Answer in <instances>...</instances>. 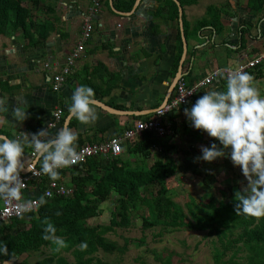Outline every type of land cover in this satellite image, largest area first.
Segmentation results:
<instances>
[{
  "label": "crops",
  "instance_id": "0c3cea01",
  "mask_svg": "<svg viewBox=\"0 0 264 264\" xmlns=\"http://www.w3.org/2000/svg\"><path fill=\"white\" fill-rule=\"evenodd\" d=\"M200 3L197 0V3L183 6L188 26L185 35L188 52L182 74L190 83L213 68L236 66L264 52V9L251 12L247 8L248 0H220L222 13L214 26L211 23L204 25L208 6L201 10L198 8ZM91 4L92 0L51 1L52 8L56 10L53 17H49L47 7L33 11L41 21L51 19L55 28L40 46L33 47L34 44L29 43L28 37L18 28L10 31V35L2 36L0 81L3 86L0 87V98L6 100L8 111L0 112V135L15 139L24 132L37 133L52 119L57 108L61 107L62 122L48 130L50 135H55L65 126L66 117L70 114L67 112L72 94L81 85L94 90L98 119L91 124H82L76 120L70 128L78 135L76 147L122 134L140 117L153 114L164 104L179 69L178 65L175 72V58L182 30L180 14L174 20L170 19V13L166 18L157 15L159 0H140L135 11H126L127 15L115 12L111 5L109 8L104 2L93 18L94 30L91 38L86 41L82 58L61 89L53 90L51 67L54 68L56 62H64L80 41L83 18L89 13ZM200 11L203 13L200 14ZM197 15L204 16L196 18ZM245 23L251 25L250 32L244 35L246 42L243 44L241 27ZM46 63L50 64L49 68L45 66ZM260 66V73L255 74V69L250 73L264 97V63ZM217 88L214 85L207 86L199 93V97L204 90L208 92ZM17 106H22V110L29 113L28 118L22 122L16 121L12 115V109ZM191 106L190 103L178 110L177 127L181 128L176 134H181L185 137L183 140L188 139L193 143L196 139L203 140L206 132L191 126L184 113V109ZM183 121L187 122V131L179 125ZM174 140L178 141L179 138L175 137ZM128 143H124V150ZM24 159L28 166L34 162L31 148L25 147ZM36 165L41 166V161L38 160ZM38 190V183H32L27 195L39 197Z\"/></svg>",
  "mask_w": 264,
  "mask_h": 264
},
{
  "label": "trees",
  "instance_id": "16d2710c",
  "mask_svg": "<svg viewBox=\"0 0 264 264\" xmlns=\"http://www.w3.org/2000/svg\"><path fill=\"white\" fill-rule=\"evenodd\" d=\"M51 1L56 0H0V34L10 35V31L18 28L28 37L29 43L44 44L55 28L51 21L50 24L46 19L38 21L34 18L33 11L47 7L48 13L54 15L56 10L55 7L52 8ZM159 1L157 15L166 18L170 13V19L179 18V7L175 0ZM179 1L182 6L197 3V0ZM135 2L136 0H113V5L118 11L126 12L132 10ZM105 3L110 8L109 0H105ZM216 8L212 5L207 7L204 25L211 23L216 26L215 23L222 13L220 7ZM247 8L251 12L261 11L264 9V0H248ZM183 24L186 35L188 26L184 14ZM250 25L245 23L241 27L243 44L246 42L244 35L250 32ZM179 42L175 72L183 53L181 34ZM261 70L262 66L259 64L254 73H260ZM1 85L3 86V83L0 81V87ZM213 85L218 86L216 91L226 90L224 78H220ZM203 89L194 95L192 105ZM205 92L207 90H204L202 95ZM179 109L167 116L172 134L160 137L154 131L144 132L140 139L130 141L124 152L118 156H96L83 164L61 169L59 181L71 188L72 193L45 198L47 202L40 205L36 211L2 223L0 247L6 244L8 252L6 255L0 252V263L15 259L14 264H108L96 254L99 250L120 253L127 250L128 240L122 246L108 238L107 233L116 227L131 226L135 210L142 216L144 230L156 226L169 231L183 227L207 229V235L215 236L218 243L213 256L215 264H240V253L245 259V264H264V218L256 219L244 214L237 216L235 195L231 194L229 200H223L208 193L205 199L191 198L185 202V206L174 200L170 181L177 173V160L174 155L177 151L171 139L180 132L178 129L181 127H177ZM152 115L143 118H150ZM75 123L76 119L72 117L69 128ZM179 125L187 131V122L183 121ZM212 143L220 146L219 141L211 137L208 146ZM154 149L157 150V156L148 164L147 161L154 156ZM132 156L139 159L132 160ZM145 163L148 165L140 166ZM49 180L50 178L44 175L40 181H31L38 183L39 197L48 186ZM113 193H116L117 197L113 200L114 208L111 210L109 224L88 223V219L102 213L101 203L110 201ZM222 193L226 194L225 191ZM57 212L60 215H57ZM45 218L55 226L56 236L61 237L67 244V247L59 252L54 250L56 246L51 241L42 238ZM140 240L143 241V238ZM82 243L87 244L86 250H81ZM44 248H50V253L31 263L28 257L33 253L42 254ZM65 252L70 253L73 260L69 259ZM24 254L27 256L22 259ZM162 264H171V254Z\"/></svg>",
  "mask_w": 264,
  "mask_h": 264
},
{
  "label": "clouds",
  "instance_id": "9594fccd",
  "mask_svg": "<svg viewBox=\"0 0 264 264\" xmlns=\"http://www.w3.org/2000/svg\"><path fill=\"white\" fill-rule=\"evenodd\" d=\"M249 73L242 69L216 72L215 76L226 80V90L205 92L191 108H185L184 113L192 127L206 132L222 146L217 143H212L210 147L202 145V155L195 159L212 162L227 155L234 166L240 167L247 181L241 190L235 192L237 216L244 214L260 219L264 218V97ZM173 94L174 90L170 97ZM95 104L94 90L81 85L75 88L68 111L80 123L91 124L98 119ZM6 111V100L0 98V112ZM12 115L16 121L22 122L28 118L29 113L22 110V106H17L12 109ZM49 127L37 133H21L15 139L0 135V199L17 202V212L21 216L45 204V198L52 195L45 192L35 201L23 199L22 190L27 185L21 173L32 171L24 159L25 147L32 149L33 158L41 161V171L52 181L60 178L59 169L70 167L81 159L76 148L77 133L62 127L55 135H50ZM57 215L60 213L57 212ZM43 225L42 238L51 241L56 246V252L67 247L66 242L56 236L53 223L45 218ZM80 248L86 250L87 244L82 243ZM0 252L7 254L6 244L0 247Z\"/></svg>",
  "mask_w": 264,
  "mask_h": 264
},
{
  "label": "rangeland",
  "instance_id": "374dc122",
  "mask_svg": "<svg viewBox=\"0 0 264 264\" xmlns=\"http://www.w3.org/2000/svg\"><path fill=\"white\" fill-rule=\"evenodd\" d=\"M200 2L198 8L201 10L209 4L215 8L221 4L220 0H200ZM201 13L203 11H200ZM206 14L207 12L205 16ZM203 16L201 17L203 18ZM49 17H53V14ZM201 17L196 16V18ZM34 18H36V13H34ZM38 21L41 20L38 19ZM50 21L52 20H47V22ZM2 36L3 34H0V39ZM40 45L42 44L37 45L35 43L33 47ZM175 137H178L179 140H174ZM175 137L172 136L171 142L176 145L177 153L174 155L177 160V173L175 178L170 181L171 193L175 201L185 206V202L191 198L205 199L208 193L217 199L229 200L231 194L235 195L236 191L241 190L246 185L247 181L240 167L234 166L227 155L212 162L195 159L202 155L201 146H208L210 137L207 133L203 140L196 139V142L193 143H190L188 139L183 140L185 137H182L181 134L179 136L176 134ZM156 151V149L153 150L154 156L147 161L148 164L154 161L157 156ZM136 158L139 159L137 156L131 157L132 160ZM148 164H140V166H147ZM223 191L226 194H223ZM116 197L117 194L113 193L110 201L101 203L102 213L88 219V223L109 224L111 210L114 208L113 200ZM140 212L142 213L143 209ZM132 215L131 226L127 228L116 227L107 233L108 238L117 241L122 246L128 240L127 250L123 253L99 250L96 254L97 257L108 264H162L171 254V264H215L213 256L218 243H216L215 236L207 235V229L197 230L183 227L169 231L161 226H156L144 230L141 214L134 210ZM141 238L143 241L140 240ZM48 253H50V248H44L42 254L33 253L28 258L33 263ZM64 254L73 260L70 253L65 252ZM26 256L27 254H24L22 259ZM238 260L240 264H245L242 253L239 254Z\"/></svg>",
  "mask_w": 264,
  "mask_h": 264
},
{
  "label": "built area",
  "instance_id": "2783aa9c",
  "mask_svg": "<svg viewBox=\"0 0 264 264\" xmlns=\"http://www.w3.org/2000/svg\"><path fill=\"white\" fill-rule=\"evenodd\" d=\"M104 3V0H92V5L90 7L89 13L83 18V29H82V38L78 44L70 51V53L65 57L64 62H56L54 68L51 67L53 71L52 77V88L55 91H59L64 83L67 81V78L71 74L73 68L76 66L77 62L82 58L85 51L86 41L91 38L94 24L93 16L98 13ZM264 63V52L259 53L256 56H253L247 61H242L236 66H221L213 68L203 77L198 80L188 84L184 77L179 78L174 89V94L168 99V101L162 104L150 118L138 119L134 122L133 125L126 128L122 134H116L106 140L98 142H86L77 148V152L80 154L81 159L76 164H83L87 162L89 158L96 156H118L124 152V143L135 141L141 138L144 132L154 131L158 136H166L172 134L173 130L171 129V124L167 121V116L189 104L192 101L193 96L202 88L215 84L221 77L215 76L214 74L218 71L226 69H242L243 71L250 72L254 70L259 64ZM46 67H50L49 63H46ZM208 80H211V83H208ZM193 92L192 94H187ZM171 109L170 111H167ZM63 119V108L59 107L53 113L52 119L47 123L43 128L46 129L49 125L51 128L58 126ZM32 165V164H31ZM30 165V166H31ZM72 165V166H74ZM71 167V166H70ZM68 168V167H67ZM32 171L28 173H21V178L24 183L27 185L26 188L22 190L23 199L26 200H38V196H28L26 197L27 192L30 190L31 181L37 179L38 181L42 180L43 172L41 171V166H31ZM63 169V168H62ZM59 169L58 171H60ZM50 192L52 195L51 198L56 194L67 195L72 193V189L69 188L64 182L56 180L52 181L51 179L48 182V186L41 193ZM15 201L7 202L2 200L0 204V225L4 222L9 221L12 218L21 216L17 212ZM38 208H35L33 211H36ZM32 212V211H30ZM26 212L23 215L30 213ZM22 215V216H23Z\"/></svg>",
  "mask_w": 264,
  "mask_h": 264
},
{
  "label": "water",
  "instance_id": "95a60500",
  "mask_svg": "<svg viewBox=\"0 0 264 264\" xmlns=\"http://www.w3.org/2000/svg\"><path fill=\"white\" fill-rule=\"evenodd\" d=\"M175 1L177 2L178 6H179V14H180V22H181V30H182V37H183L184 46H183V53H182V56H181V60H180L179 69H178V73H177L176 79H175L174 83L171 85V87L169 88L164 103H166L168 101V99L170 98V96H171V94H172V92H173V90H174L179 78H181L183 76L182 68H183V64H184V61L186 59L187 52H188L187 38H186L185 33L183 31V24H182V22H183V15H182L183 14V6H182V4H181V2L179 0H175ZM139 2H140V0H136V3H135V5H134V7H133L131 12L135 11V9L137 8ZM110 5L112 6L113 10L115 12H117V13L123 14V15H127L128 14V12L118 11L113 5V0H110ZM111 111L126 113V111H120V110H114V109H111ZM140 113H144V112H140ZM71 118H72L71 114H69L66 117V121H65V126L64 127H68ZM2 136H4V135H2ZM37 161L38 160L35 159L31 166H36ZM31 166H29V167H31ZM23 172L24 173H28L29 171L25 170ZM14 260L15 259L4 261L3 264H14Z\"/></svg>",
  "mask_w": 264,
  "mask_h": 264
}]
</instances>
